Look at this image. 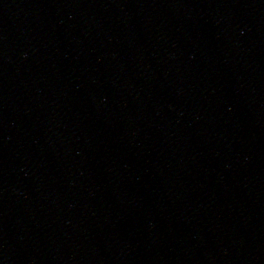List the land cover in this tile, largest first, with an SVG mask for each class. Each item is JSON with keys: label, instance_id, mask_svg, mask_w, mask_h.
<instances>
[{"label": "water", "instance_id": "obj_1", "mask_svg": "<svg viewBox=\"0 0 264 264\" xmlns=\"http://www.w3.org/2000/svg\"><path fill=\"white\" fill-rule=\"evenodd\" d=\"M0 264H264V0H0Z\"/></svg>", "mask_w": 264, "mask_h": 264}]
</instances>
